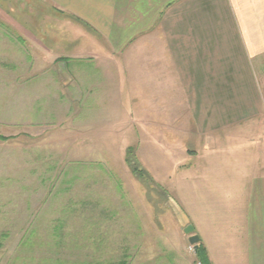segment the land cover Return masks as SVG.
<instances>
[{
	"label": "rangeland",
	"instance_id": "obj_1",
	"mask_svg": "<svg viewBox=\"0 0 264 264\" xmlns=\"http://www.w3.org/2000/svg\"><path fill=\"white\" fill-rule=\"evenodd\" d=\"M66 15L0 0V264H198L178 165L200 139L166 117L178 87L151 54L166 57L165 38L132 39L113 81L114 54ZM262 137L226 138V156L262 161L248 142Z\"/></svg>",
	"mask_w": 264,
	"mask_h": 264
},
{
	"label": "crops",
	"instance_id": "obj_2",
	"mask_svg": "<svg viewBox=\"0 0 264 264\" xmlns=\"http://www.w3.org/2000/svg\"><path fill=\"white\" fill-rule=\"evenodd\" d=\"M44 1L75 18L93 48L114 54H102L106 71L119 64L132 39L165 38L166 57L156 58L154 48L151 54L152 62L166 64L167 81L178 87L166 117L177 112L200 139L193 153L174 163L182 166L188 225L211 264H264V137L248 140L262 151V161L245 153L227 157L236 144L224 141L264 133V0ZM140 46L134 52L145 62L146 46ZM114 71L108 73L117 81ZM151 79L159 81L158 74Z\"/></svg>",
	"mask_w": 264,
	"mask_h": 264
},
{
	"label": "trees",
	"instance_id": "obj_3",
	"mask_svg": "<svg viewBox=\"0 0 264 264\" xmlns=\"http://www.w3.org/2000/svg\"><path fill=\"white\" fill-rule=\"evenodd\" d=\"M0 138H1L2 140H6V139H8V138H6V137H0ZM131 151H132V148H129L128 156H129V154L131 153ZM128 158H129V157H127V161L129 162V159H128ZM195 252H196L197 258L199 259V261H200L202 264H211L210 261H209L208 255H207V253H206V251H205L204 246L199 245L198 250L195 251Z\"/></svg>",
	"mask_w": 264,
	"mask_h": 264
},
{
	"label": "water",
	"instance_id": "obj_4",
	"mask_svg": "<svg viewBox=\"0 0 264 264\" xmlns=\"http://www.w3.org/2000/svg\"><path fill=\"white\" fill-rule=\"evenodd\" d=\"M65 65V63H63ZM185 233L189 235V242L191 245L194 246L195 251L198 250L199 248V242H200V237L197 234H194V227L193 225H188L185 228Z\"/></svg>",
	"mask_w": 264,
	"mask_h": 264
},
{
	"label": "built area",
	"instance_id": "obj_5",
	"mask_svg": "<svg viewBox=\"0 0 264 264\" xmlns=\"http://www.w3.org/2000/svg\"><path fill=\"white\" fill-rule=\"evenodd\" d=\"M191 249L195 251V248H194V246H193V245L191 246ZM198 264H202V263H201V262H199Z\"/></svg>",
	"mask_w": 264,
	"mask_h": 264
}]
</instances>
